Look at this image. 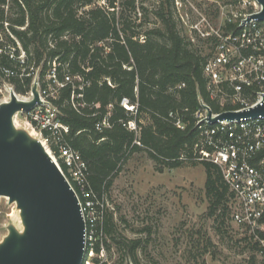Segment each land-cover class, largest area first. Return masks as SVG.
Segmentation results:
<instances>
[{
	"label": "trees",
	"instance_id": "1",
	"mask_svg": "<svg viewBox=\"0 0 264 264\" xmlns=\"http://www.w3.org/2000/svg\"><path fill=\"white\" fill-rule=\"evenodd\" d=\"M136 7V0H106V5L95 0H0V48L13 47L15 56L20 50L25 53L21 65L8 49L0 52V64L17 70L7 82L26 95L35 76L41 89L70 76L50 101L67 127L62 133L65 143L85 161L89 184L100 200L104 201L129 157L144 151L160 170L202 163L209 212L218 210L221 214L216 216L222 218L231 193L219 166L181 160V153L193 154L199 137L193 117L199 97L213 111L219 110L208 97L202 72L205 56L178 30L174 0L160 3L155 10L159 24L144 32L132 14ZM142 10L145 13V7ZM123 97L135 104V113L120 104ZM103 118L109 126L97 129ZM131 119L137 131L124 125ZM176 120L184 122L183 129ZM112 219L110 213H103L98 227L103 243L109 247L106 237L111 235L120 257L140 264L141 238L116 235ZM243 239L249 248L261 249L252 236ZM247 264H264V260L251 255Z\"/></svg>",
	"mask_w": 264,
	"mask_h": 264
},
{
	"label": "built area",
	"instance_id": "2",
	"mask_svg": "<svg viewBox=\"0 0 264 264\" xmlns=\"http://www.w3.org/2000/svg\"><path fill=\"white\" fill-rule=\"evenodd\" d=\"M215 1L218 7L208 15L196 8L194 15L187 11L181 14V25L193 33L190 41L195 42L196 38V46L201 51L203 45L207 49L202 52L205 56L202 72L208 97L219 106L218 111H213L211 105L199 97V106L193 112L199 137L193 154L189 157L181 153V160L210 161L219 166L233 202L230 216L235 224L248 230V236L258 242L259 252L264 256V236L260 233L264 232V117L247 116L215 122L208 117V110L211 118H215L222 112L252 108L264 97V20L256 17L262 6L258 0ZM6 49L10 57L16 58L21 65L24 63L23 50L18 56L9 46L0 48V52ZM15 74L17 70L0 64V95L4 94L3 90L7 92V97L0 102L9 100L10 92L25 97L7 82V78ZM51 76L54 77L53 71ZM36 80L40 103L27 112L17 113L23 114L24 126L41 140L78 198L85 224L86 252L82 264H101L106 261L103 233L98 228L104 201L97 198L91 188L87 165L80 153L65 143L62 133L67 127L58 118V110L50 101L57 87L70 81V76L66 75L64 82L53 80L55 86L49 85L45 89L40 88L37 77ZM78 88L81 89L82 85ZM120 104L135 113V104L127 97H123ZM169 116L173 113L170 112ZM175 124L181 129L185 126L180 120ZM124 125L137 131L133 119ZM101 126H109L106 118L96 124L97 129ZM134 142L140 144L137 140Z\"/></svg>",
	"mask_w": 264,
	"mask_h": 264
},
{
	"label": "rangeland",
	"instance_id": "3",
	"mask_svg": "<svg viewBox=\"0 0 264 264\" xmlns=\"http://www.w3.org/2000/svg\"><path fill=\"white\" fill-rule=\"evenodd\" d=\"M162 1L136 0V14H132L136 23L140 24L138 28L141 32L159 24L155 10ZM95 2L106 5V0ZM5 7L7 9L8 6ZM217 7L215 0H174L178 30L189 39L193 33L181 25V14L187 11L194 15L196 8L208 15ZM193 43L198 44V40L195 38ZM206 51L203 45L202 52ZM34 82H37L36 76ZM3 93L0 99L7 97V92L3 90ZM29 94L30 91L24 96L29 97ZM13 117L16 128L30 132L24 126L23 114L15 113ZM159 168L144 151L133 153L104 197L103 213L112 215L116 235L141 238V246L137 250L140 264H247L251 255L258 261L264 260L258 249L249 248L244 241L248 230L233 222L230 216L233 202L229 194L224 216L217 217L216 213L221 214L218 210L210 214L202 163ZM9 225L22 229L15 204L6 197H0V242ZM106 242L109 247L105 246V264H133L127 257H120L111 235H107Z\"/></svg>",
	"mask_w": 264,
	"mask_h": 264
},
{
	"label": "water",
	"instance_id": "4",
	"mask_svg": "<svg viewBox=\"0 0 264 264\" xmlns=\"http://www.w3.org/2000/svg\"><path fill=\"white\" fill-rule=\"evenodd\" d=\"M262 10L256 15L264 20ZM32 98L20 100L14 92L0 102V197L18 210L22 229L8 226L0 242V264H82L85 224L78 198L41 140L16 128L13 116L40 103L37 82ZM264 117V97L244 111H226L215 118Z\"/></svg>",
	"mask_w": 264,
	"mask_h": 264
},
{
	"label": "bare ground",
	"instance_id": "5",
	"mask_svg": "<svg viewBox=\"0 0 264 264\" xmlns=\"http://www.w3.org/2000/svg\"><path fill=\"white\" fill-rule=\"evenodd\" d=\"M9 95H11V92H10V94ZM17 98L18 99H20V100H28V99H30L31 98V95H29V97H22V96H17ZM10 99V98H9ZM7 101V100H6ZM14 118V117H13Z\"/></svg>",
	"mask_w": 264,
	"mask_h": 264
}]
</instances>
